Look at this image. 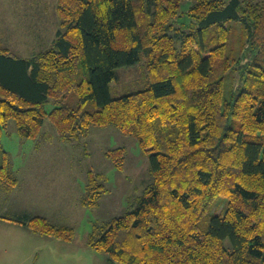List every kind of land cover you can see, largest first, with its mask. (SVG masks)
Here are the masks:
<instances>
[{
  "label": "trees",
  "instance_id": "16d2710c",
  "mask_svg": "<svg viewBox=\"0 0 264 264\" xmlns=\"http://www.w3.org/2000/svg\"><path fill=\"white\" fill-rule=\"evenodd\" d=\"M57 0L60 28L31 57L0 43V135L35 138L48 118L75 140L114 125L149 154L129 207L93 223L87 244L120 264H264V0ZM233 22L242 38L230 47ZM146 58L148 87L112 98L115 69ZM235 71L228 97L224 74ZM52 101L50 110L46 103ZM126 148L104 155L122 168ZM7 151L0 181L16 183ZM88 173L81 203L106 191ZM220 198L226 207L208 216ZM69 241L46 217L13 219ZM206 220L204 228L202 222Z\"/></svg>",
  "mask_w": 264,
  "mask_h": 264
},
{
  "label": "rangeland",
  "instance_id": "374dc122",
  "mask_svg": "<svg viewBox=\"0 0 264 264\" xmlns=\"http://www.w3.org/2000/svg\"><path fill=\"white\" fill-rule=\"evenodd\" d=\"M191 0L181 3L179 12L186 16ZM230 47L234 50L240 46L242 33L238 22H233ZM60 28L57 14V0H0V43L11 52L24 57H31L47 48ZM236 78L235 71L224 74V95L228 97ZM146 58L141 55L134 64L115 69V78L109 82V93L112 98L144 89L149 86ZM52 101L46 103L50 110ZM45 120V125L50 123ZM42 129V128H41ZM39 137H21L15 130L13 120H10L0 135V155L2 150L8 152L10 163L14 168L25 157H39L37 142ZM64 142V143H63ZM45 144H43L44 146ZM124 146L125 161L122 168H116L104 155L108 148ZM51 149L43 153L40 160L47 162L71 163L72 176L63 181L46 183L38 187L43 195V203L36 200L32 206L43 205L36 211L46 212L56 223H64L73 227L74 237L65 241L47 234L36 233V239H27L31 247L36 245V261L28 255V246L18 252L19 258H8L3 264H14L17 259L25 264H120L109 262L107 256L92 249L87 244V236L93 223H101L122 214L150 181L149 154L142 152L133 136L124 134L114 125L90 126L88 133L75 140L51 141ZM99 173L106 191L100 197L96 206L87 207L81 203L85 192L86 172ZM28 204V203H27ZM226 207V198H220L218 203L208 210V216L219 213ZM49 219V220H50ZM50 220V221H51ZM206 228V220L202 222ZM20 238L21 234L14 235ZM9 235L5 242L9 245L18 243ZM9 240L11 241L9 243ZM21 242V241H19ZM9 262V263H8Z\"/></svg>",
  "mask_w": 264,
  "mask_h": 264
},
{
  "label": "crops",
  "instance_id": "0c3cea01",
  "mask_svg": "<svg viewBox=\"0 0 264 264\" xmlns=\"http://www.w3.org/2000/svg\"><path fill=\"white\" fill-rule=\"evenodd\" d=\"M37 136L39 137V141L36 143V147L38 148L37 152H39V157L36 159L35 155L33 161H31V159H33L32 157H25L16 168L10 164L14 176L16 177V183L14 185L8 186L0 181V264L5 263L8 258H19L18 252L25 249L26 245L29 249L28 255H25L26 261L30 258L36 261V245L33 244L31 247L29 242L25 243V240L26 238L35 240L36 233H40L33 231L27 225L13 219L40 215L49 220L50 218L46 212L36 211L38 210L36 208L43 207V205L32 206L33 203L36 204L34 201L39 200L41 201L40 203H43L44 200L43 195L45 193L40 191V187L38 186L42 182L53 183L58 182L59 180L63 181L66 177L68 178L69 175L72 176L70 173V170L72 169L71 163H57L40 160V155L50 151L52 140H58L60 143L61 140H65L57 133L52 124L47 123L45 125L44 122L42 129ZM43 144L45 145L43 146ZM88 173L89 171L85 174L86 183ZM50 222L58 225H67L64 223H56L52 220ZM18 233L21 234V240L20 238L13 236V234L17 235ZM9 235H12L14 239H17L18 243H12L11 245L7 244L5 240ZM10 242L11 241L9 240V243ZM14 264H25V262L20 258L17 259Z\"/></svg>",
  "mask_w": 264,
  "mask_h": 264
}]
</instances>
